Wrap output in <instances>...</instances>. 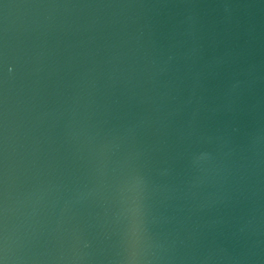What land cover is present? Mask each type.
I'll return each mask as SVG.
<instances>
[{"label": "water", "instance_id": "water-1", "mask_svg": "<svg viewBox=\"0 0 264 264\" xmlns=\"http://www.w3.org/2000/svg\"><path fill=\"white\" fill-rule=\"evenodd\" d=\"M0 264H264V0H0Z\"/></svg>", "mask_w": 264, "mask_h": 264}]
</instances>
